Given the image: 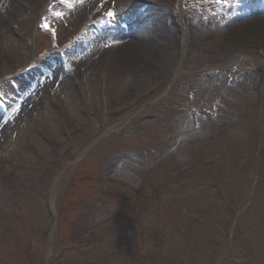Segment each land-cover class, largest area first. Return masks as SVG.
Wrapping results in <instances>:
<instances>
[{
    "label": "rangeland",
    "instance_id": "obj_1",
    "mask_svg": "<svg viewBox=\"0 0 264 264\" xmlns=\"http://www.w3.org/2000/svg\"><path fill=\"white\" fill-rule=\"evenodd\" d=\"M232 5L0 0V264H264V48L201 35ZM104 19L149 52L76 66Z\"/></svg>",
    "mask_w": 264,
    "mask_h": 264
},
{
    "label": "bare ground",
    "instance_id": "obj_2",
    "mask_svg": "<svg viewBox=\"0 0 264 264\" xmlns=\"http://www.w3.org/2000/svg\"><path fill=\"white\" fill-rule=\"evenodd\" d=\"M234 1L232 0V4L236 7L242 6L243 8H245L246 6L250 7L248 6V4H255L258 6L257 9H263L264 11V0H237L239 3H236ZM233 5L232 8L229 7L230 10H228L227 8L223 9L222 7H217L216 16L218 17L215 22L211 18L209 19L207 15L202 16L201 35L203 38H205L204 41H206L209 46L213 45L215 48L217 47L216 49L238 47L242 42H246L247 45L255 44V41L260 43L264 48V13L253 14L254 12L246 11L242 8L241 12L243 13L234 15V13L232 12L236 11V9L233 10ZM241 19L242 21L240 23L238 22L236 24L235 22H233L235 20ZM224 23L226 25L233 23L234 25L230 24V26L226 27L225 25H223ZM106 24L107 22L105 20L101 21V25H104V27H101L100 32L91 33L92 38L86 43L88 44V47L77 54L78 63L76 64V66L80 65L82 69H87L89 66V62L95 61L96 59L94 60V58L97 55H100V58L103 56V58H106L107 60H111L113 62V60H115L114 56L117 50L120 49L124 50L123 56L125 54L129 55L130 53V59L128 58V61H130V63L132 61H135L133 59V56H131V52L134 51L133 54L138 53L142 55L149 52L148 49L150 48L151 42L153 43V41H151L148 30L145 29V26L142 27L143 25L140 24L139 28L135 29L136 34L133 35L134 40L130 41L129 39H125V37H122V35L119 36L115 32H112L115 29L111 28L112 26L110 24H108L107 26ZM162 28L163 34L165 35L164 38H166L167 41H165V44L162 45L161 42L157 40L156 47L158 46L159 48L169 50L172 44L171 27L163 26ZM121 34L123 33L121 32ZM115 37H118V39L119 37L122 38L119 44L114 39ZM144 45L145 47H143ZM153 55L157 56L156 50L153 51ZM125 58L127 57H121V59L124 61ZM78 71L81 70H77V72ZM47 79L48 77H44L42 79V82H45V80ZM42 82L40 81V85L38 84V86H41Z\"/></svg>",
    "mask_w": 264,
    "mask_h": 264
},
{
    "label": "snow or ice",
    "instance_id": "obj_3",
    "mask_svg": "<svg viewBox=\"0 0 264 264\" xmlns=\"http://www.w3.org/2000/svg\"><path fill=\"white\" fill-rule=\"evenodd\" d=\"M106 15L109 16V17H113V18H115V15H116V14H115L114 12H112V11H109V12L106 13ZM46 26H47V25H46Z\"/></svg>",
    "mask_w": 264,
    "mask_h": 264
}]
</instances>
